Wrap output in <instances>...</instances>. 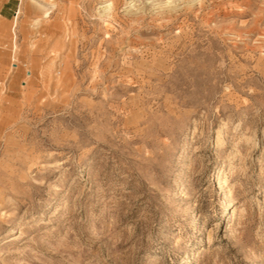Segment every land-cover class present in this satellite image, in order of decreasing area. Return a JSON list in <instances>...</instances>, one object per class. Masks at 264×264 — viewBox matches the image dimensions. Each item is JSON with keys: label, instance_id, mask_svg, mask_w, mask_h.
<instances>
[{"label": "rangeland", "instance_id": "1", "mask_svg": "<svg viewBox=\"0 0 264 264\" xmlns=\"http://www.w3.org/2000/svg\"><path fill=\"white\" fill-rule=\"evenodd\" d=\"M0 264H264V0H0Z\"/></svg>", "mask_w": 264, "mask_h": 264}, {"label": "bare ground", "instance_id": "2", "mask_svg": "<svg viewBox=\"0 0 264 264\" xmlns=\"http://www.w3.org/2000/svg\"><path fill=\"white\" fill-rule=\"evenodd\" d=\"M50 5H51V4H50ZM47 9H48V8H45V10H46L45 13H47Z\"/></svg>", "mask_w": 264, "mask_h": 264}]
</instances>
